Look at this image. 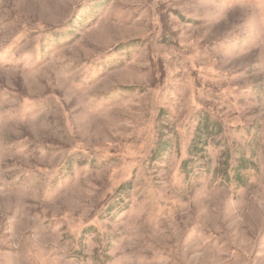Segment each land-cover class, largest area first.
Instances as JSON below:
<instances>
[{
  "label": "rangeland",
  "instance_id": "obj_1",
  "mask_svg": "<svg viewBox=\"0 0 264 264\" xmlns=\"http://www.w3.org/2000/svg\"><path fill=\"white\" fill-rule=\"evenodd\" d=\"M0 264H264V0H0Z\"/></svg>",
  "mask_w": 264,
  "mask_h": 264
}]
</instances>
